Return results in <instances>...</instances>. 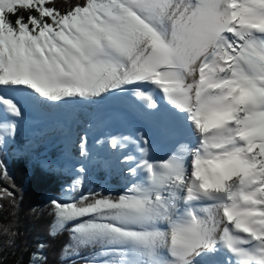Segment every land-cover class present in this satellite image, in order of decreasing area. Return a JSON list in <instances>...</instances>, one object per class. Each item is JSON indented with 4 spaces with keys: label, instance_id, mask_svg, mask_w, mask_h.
<instances>
[{
    "label": "snow or ice",
    "instance_id": "1",
    "mask_svg": "<svg viewBox=\"0 0 264 264\" xmlns=\"http://www.w3.org/2000/svg\"><path fill=\"white\" fill-rule=\"evenodd\" d=\"M142 85L194 142L160 162L128 157L123 194L51 201L50 235L70 227L77 247L104 246L118 264H264V0H84L63 13L55 0H0V119L127 91L159 114ZM15 131L4 126L0 145ZM17 235L0 225V257Z\"/></svg>",
    "mask_w": 264,
    "mask_h": 264
},
{
    "label": "trees",
    "instance_id": "2",
    "mask_svg": "<svg viewBox=\"0 0 264 264\" xmlns=\"http://www.w3.org/2000/svg\"><path fill=\"white\" fill-rule=\"evenodd\" d=\"M84 0H55V6L63 13L70 6L83 4ZM14 19V18H13ZM53 119L46 120L33 131L26 121L15 122L16 131L7 135L5 143L0 145V163L4 165L7 176L0 170V225L11 224L18 232L14 247L4 249L2 264H36L33 253L46 258L44 264H86L100 263L106 249L101 245L77 247L71 240L70 227L53 231L55 218L52 214L51 201L60 198L66 188L70 189L69 199L79 198L81 194L90 196H118L131 185L134 177L124 174L125 166L108 153L106 145L95 149L92 156L82 159L77 168L70 170H42L44 161H52L67 155L69 147L64 135L45 137V128L50 127ZM67 130L68 122L60 125ZM85 169L81 174L79 169ZM82 178L83 186L73 191L76 179ZM5 190L13 197L5 195ZM7 239V237H4ZM43 244V249L39 245ZM72 245L80 256L68 257L63 248ZM111 264H118L123 257L112 256Z\"/></svg>",
    "mask_w": 264,
    "mask_h": 264
},
{
    "label": "bare ground",
    "instance_id": "3",
    "mask_svg": "<svg viewBox=\"0 0 264 264\" xmlns=\"http://www.w3.org/2000/svg\"><path fill=\"white\" fill-rule=\"evenodd\" d=\"M128 88L135 86L129 85ZM144 90H152L155 98L162 105L159 114H151L141 101H138L134 93L131 91L118 92L115 95L107 94L105 98H94L92 100H68L67 102H47V115L50 113L57 114L61 117L73 115L80 127L81 138H86V143L83 151L88 150V144L93 137L92 132L94 124L98 119H103L108 122H115L118 116L122 115L123 119L130 121V126L123 135L130 139H134L139 148L147 141L150 143H157L165 151L163 157L166 160L170 155L178 150L181 144L194 142V136L183 124L182 121L177 120L172 113L178 110L172 109L170 105L163 99V93L155 90V86L146 85L141 86ZM5 95H8L5 93ZM43 104L23 103L22 112L31 114L43 113ZM183 115V114H181ZM7 119H5L6 121ZM5 124V122H4ZM86 127V128H85ZM91 130V131H90ZM89 132V133H88ZM81 139V142H82ZM148 148V146H147ZM149 158V156H148ZM189 160L191 157L188 158ZM226 255L215 258L216 264H223Z\"/></svg>",
    "mask_w": 264,
    "mask_h": 264
},
{
    "label": "rangeland",
    "instance_id": "4",
    "mask_svg": "<svg viewBox=\"0 0 264 264\" xmlns=\"http://www.w3.org/2000/svg\"><path fill=\"white\" fill-rule=\"evenodd\" d=\"M44 111L43 113L31 114L28 112H22V116L11 117L9 116L7 120L0 119V135H3V128L6 125L14 124L17 121H26L29 124V128L33 131L38 130L42 124L49 119H53V123L50 127L45 128V137H54L57 135H64L67 139V144L69 147V153L67 155H63L62 157L52 160V161H44L42 164V170L44 172H48L49 170L55 169H63L70 170L72 168H77L82 159L87 158L88 156L93 155V151L103 144L107 146V151L111 155L115 156L117 162L123 164L125 166L124 174L128 177H131L128 168L129 162L127 160L128 157H133L134 161H139L141 159H147L150 162H160L165 158L163 155L165 151L160 148V145L157 143L145 144L142 146L143 151L139 148L138 143L134 139H130L127 136L123 135L125 131L128 130L130 126V121L127 119H123L122 115H114L118 116L115 122H108L103 119H98V121L94 124L92 132L94 133V137L87 142L88 150L83 151L81 149V134H80V125L75 119L73 115L69 116H59L54 113H50L47 115V106L43 103ZM122 116V117H121ZM5 122V124H4ZM68 122L67 130L62 128L60 125ZM86 128V127H85ZM91 131V130H90ZM89 133V132H88ZM7 137L4 136V140ZM117 140V147H111L112 139ZM148 146V148H147ZM83 151V154H82ZM149 156V158H148ZM140 175L143 176L144 173L140 172ZM70 189L66 188L62 196L60 198H53V200H58L61 202H68ZM98 264H111L109 258V250L105 251L101 256V261Z\"/></svg>",
    "mask_w": 264,
    "mask_h": 264
}]
</instances>
